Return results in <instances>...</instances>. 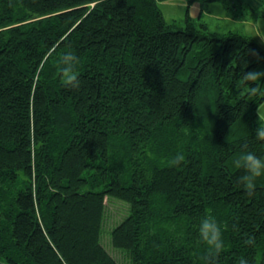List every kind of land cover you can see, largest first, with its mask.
Returning a JSON list of instances; mask_svg holds the SVG:
<instances>
[{
  "label": "trees",
  "instance_id": "1",
  "mask_svg": "<svg viewBox=\"0 0 264 264\" xmlns=\"http://www.w3.org/2000/svg\"><path fill=\"white\" fill-rule=\"evenodd\" d=\"M159 1L0 0V264H119L102 244L108 200L129 207L110 237L131 264H204L208 214L225 244L209 264L264 257V176L248 196L234 163L264 159V97L241 80L264 71V49L169 25ZM67 52L79 89L61 82Z\"/></svg>",
  "mask_w": 264,
  "mask_h": 264
},
{
  "label": "rangeland",
  "instance_id": "2",
  "mask_svg": "<svg viewBox=\"0 0 264 264\" xmlns=\"http://www.w3.org/2000/svg\"><path fill=\"white\" fill-rule=\"evenodd\" d=\"M241 1L255 11L252 13L249 11L247 14L243 10L237 12L233 8L227 9L219 1L209 4L205 11H202L199 2L189 3L186 0H164L159 1L158 4L169 25L186 28L188 23L192 27H197L200 21H203L209 26L211 32L228 34L232 31L244 34L254 39L264 49V16L260 7L261 3L259 0ZM106 204L107 211L102 244L119 264H131L124 251L117 250L112 246L110 237L113 228L128 215L129 207L118 200H108Z\"/></svg>",
  "mask_w": 264,
  "mask_h": 264
},
{
  "label": "clouds",
  "instance_id": "3",
  "mask_svg": "<svg viewBox=\"0 0 264 264\" xmlns=\"http://www.w3.org/2000/svg\"><path fill=\"white\" fill-rule=\"evenodd\" d=\"M79 58L71 52L63 54L59 59L61 82L66 88L79 89L80 79L78 73ZM241 80L248 85L246 94L249 96L264 97V90L259 87L258 82L264 81V71L252 70L243 72ZM257 120L259 127L256 129L255 138L258 141H264V103L258 104ZM206 131V129H204ZM185 162V156L178 153L170 161H167L169 167H179ZM235 167L243 170V174L239 177V183L243 186L248 196L255 194L258 178L264 176V159H261L251 151L243 153L234 161ZM199 242L206 246L207 254L204 257V264H209V260L219 256L224 250L225 244L221 226L216 218L208 214L200 220L198 225ZM245 244L255 246V238L249 237L245 240ZM264 257H257L256 264H261ZM237 264H250V261L241 257Z\"/></svg>",
  "mask_w": 264,
  "mask_h": 264
}]
</instances>
